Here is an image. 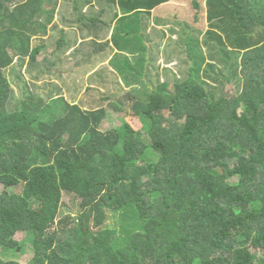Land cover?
I'll return each mask as SVG.
<instances>
[{
  "label": "trees",
  "instance_id": "16d2710c",
  "mask_svg": "<svg viewBox=\"0 0 264 264\" xmlns=\"http://www.w3.org/2000/svg\"><path fill=\"white\" fill-rule=\"evenodd\" d=\"M41 1L0 0V264H21L1 256L25 250L18 231L31 237L27 264H264V0H205L207 28L185 23L165 43L148 20L169 0H98L112 12L103 20L99 7L96 28L81 12L90 0L79 1L80 15L63 14L95 51L117 50L113 76L96 72L92 91L128 89L131 111L109 105L141 130L123 120L101 130L103 97L48 122L38 112L49 94L26 86L27 99L11 104L8 50L34 61L45 46L31 49L27 32L44 29L23 20L44 14ZM20 22L25 30L13 28Z\"/></svg>",
  "mask_w": 264,
  "mask_h": 264
},
{
  "label": "rangeland",
  "instance_id": "374dc122",
  "mask_svg": "<svg viewBox=\"0 0 264 264\" xmlns=\"http://www.w3.org/2000/svg\"><path fill=\"white\" fill-rule=\"evenodd\" d=\"M176 1H178L177 4L181 8L180 14L186 17H193V15L195 14V16L199 17L198 26H203L205 25V23L207 24V21L205 20L206 11L203 7V0L198 1L200 4L198 10H196L192 6V0ZM44 15L45 14L40 17V20H43ZM190 20L192 21V18H190ZM52 21L58 27H60L57 14H52ZM97 26L98 24L96 22L95 28ZM174 27V25L165 26L164 30L161 29V32H158L157 35L163 37V39H165V37L168 35V40L172 38L173 35H175ZM46 33H50V36L44 39H40L33 35L31 36V49H34L35 46L40 43H44L45 45V47L36 54L34 61L29 60V52L26 55V59H22L19 57L20 55L16 50H13L11 48H9L8 50L9 55L14 56L15 59L13 65L9 66L5 72L8 76V80L11 86L15 91L14 98L11 100V104L14 105L18 100L27 99L28 96L25 95V92L28 91L26 90V86H28L29 89H32L31 92L35 93L36 95L37 93H39L44 98L47 97L46 94H49L43 108L40 112H38L39 119L41 121L48 122L52 118L61 115L64 111H67V105L77 104L84 110H90L91 108L95 107V104L91 105V103L88 102L91 100V98H97L99 100H103L105 98L104 101H101L107 106L106 116L104 117L105 119L100 125L101 130H110L112 128H115L116 126H119L122 120L128 122L134 129L141 130V125L137 121L136 117L130 115V112L126 111H131V102L122 100V96L125 92H127L128 89H126V91H124L123 93L119 94H115L116 91L112 87L106 89L105 92H102L101 89L98 93H92L90 91L92 89H90L89 87L88 89H86L88 82L82 76L89 68L85 69V66H81L83 65L82 60L84 59L82 51L85 50L86 52H88L91 47L80 46L78 47L79 50H77L76 46L65 48V37L60 38L61 34H59L57 30L52 31L51 28L48 27L46 28V30H44V32L39 33L38 36L44 35ZM86 33L87 31L85 32V34ZM59 39L63 42V53L57 52L55 50L56 43ZM89 41L90 40L87 41L88 44ZM59 53H61L62 56H60ZM97 53L100 54V52ZM86 59L88 60L89 57ZM181 60L184 61V57H181ZM36 62L40 63L43 68L39 67ZM175 66L176 65H172V67ZM41 75L44 76L38 77L39 79L35 78V76L37 77ZM104 76L106 78H109L108 74H104ZM56 87H58V89ZM225 91L228 96L237 95L236 89L233 87L232 84L227 85L225 87ZM110 101L115 104H119V102L123 103L124 108L126 110H119L110 107ZM240 110L241 108L238 109V111ZM230 181L236 182L237 177L230 179ZM2 189L3 187L0 184V192L2 191ZM63 200L66 202L65 198H63ZM115 222V219H111L107 222V225L112 226ZM12 239L16 240L17 242H24L25 250L23 252L15 251L4 253L1 255L2 258L9 260H17L21 264L29 263L33 257V246L31 243V237L29 236L28 238L26 236L25 231H18L12 237ZM251 250L255 251V249L253 248ZM258 255H260L259 252Z\"/></svg>",
  "mask_w": 264,
  "mask_h": 264
},
{
  "label": "crops",
  "instance_id": "0c3cea01",
  "mask_svg": "<svg viewBox=\"0 0 264 264\" xmlns=\"http://www.w3.org/2000/svg\"><path fill=\"white\" fill-rule=\"evenodd\" d=\"M66 1L71 2V5L64 3L63 0H42L41 1V7L44 10V14H45L43 17V20H40V17L34 16V15L31 16V18H27V19H23V20L25 21V23L30 20L31 22L41 24L42 25L41 27L44 30H46V28H48V27L51 28V30H52V25H54V23L52 20L48 21V14L49 13L50 14L54 13L55 15L57 14L60 27H57V29H55V30H58V28H59V30L61 28L65 30L64 34H62L60 31L58 32L59 34H61L60 38L65 37L64 39L66 42L73 40L75 42L74 46L77 47V50H79L78 47H80V46L81 47H91V49L88 52H86L85 50L82 51V54L84 55L83 56L84 59L82 60L83 65H81V66H85V69L89 68L82 76L88 82L86 89H88V87L90 89H94L97 85H95L94 81H91V78H92V80H94L93 76H96L95 75L96 72L104 71L106 73H109L108 74L109 77L113 76V74H112L113 68L110 67L107 62H108L110 56H112L114 52H117V50H115L114 48L113 49L108 48L110 53L107 51V49L103 52L95 51L94 50L95 47L93 48L91 42L89 41V44L87 43V41L91 39V37H87L88 35L85 34V32L87 30H84V34H82V32L76 26L71 27L68 24H63L61 22V17L63 16V14H64V17L67 19H70L72 17L71 16L72 13L77 14V15L81 14L80 11H78V9H77V7L80 4L79 3L80 0H66ZM198 1H200V0H197V2ZM102 2L103 1H100V4H99L98 0H90L89 4H94V5L90 6V7L87 5L81 10V12H87V15H88L87 19L93 21V27L96 25V21H97L96 20V14L99 11V7H100V10H103L105 12V13H103V17H102L103 20L107 21L111 18L110 17V13L112 12L111 6H109L106 2H104V3H102ZM177 2L178 1H176V0H169L165 3H162V4L154 7L151 10V15H150L149 20H148V22H150V24L152 26L154 25V26L158 27V29H163V30H164L165 26L174 25L175 26L174 27L175 28V31H174L175 35L172 36V41L177 40V32L179 31L180 28L185 26V23L193 25V26H198V22H199V17H198V21L195 20V14L193 15V17H186V16H183L182 14H180L181 8L177 4ZM191 3H192V1H191ZM203 3H205V0H203ZM198 4H199V2H198ZM72 5H74V6H72ZM114 7H115L114 10L118 11L119 16H121V9L119 8V6L114 5ZM34 14H38V13H34ZM190 18H192V21L190 20ZM141 20H142V15H141ZM167 20H170L172 22L175 21V23L171 24L170 22H167ZM25 23L20 22L18 25H15L13 28L15 30H25L24 26H23ZM113 24L114 23L111 22V26H113ZM205 26L206 27H204V28H207L206 23H205ZM38 28H35L33 31L27 32L30 40L32 39L31 38L32 35L35 37H38L40 39H44V38L50 36V33H46L44 35L38 36L39 32L36 31ZM86 28H88V27L84 24V29H86ZM103 29H104V25H102L100 23V31H99L100 36H103L105 34ZM26 30H27V28H26ZM44 30H42V32H44ZM147 32L150 33V29H148ZM154 32L157 34V29H155ZM110 35H111V30L107 34L108 38H110ZM167 38H168V35L165 37L163 43H165ZM155 41H157V39H155ZM139 43H140V39H139L138 44ZM97 52H100V54ZM61 53H63V51H61ZM61 53H59L60 56H62ZM88 57H89V59L87 60L86 58H88ZM86 61H87V63H86ZM177 63H178L177 59H172L169 62V66L177 65ZM101 75H104V74H101ZM112 82L113 81L111 80V83ZM101 89H102V92L105 91L104 88H100V90ZM30 90H32V89H30ZM90 91L92 93H94V91H92V90H90Z\"/></svg>",
  "mask_w": 264,
  "mask_h": 264
}]
</instances>
